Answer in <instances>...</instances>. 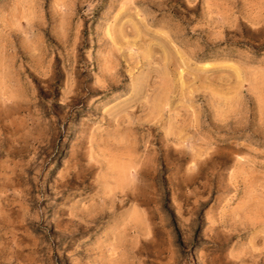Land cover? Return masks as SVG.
<instances>
[{
  "label": "rangeland",
  "instance_id": "1",
  "mask_svg": "<svg viewBox=\"0 0 264 264\" xmlns=\"http://www.w3.org/2000/svg\"><path fill=\"white\" fill-rule=\"evenodd\" d=\"M55 2L0 0V264H264V0Z\"/></svg>",
  "mask_w": 264,
  "mask_h": 264
},
{
  "label": "snow or ice",
  "instance_id": "2",
  "mask_svg": "<svg viewBox=\"0 0 264 264\" xmlns=\"http://www.w3.org/2000/svg\"><path fill=\"white\" fill-rule=\"evenodd\" d=\"M46 7L49 10V30L51 33L53 34H58V27H57V18L55 15V10L58 9L60 12H63L65 14H67L68 12V3L67 0H56L55 4H47ZM95 7L94 4H89V8ZM18 46L23 48L25 47V44L23 42H19ZM45 71H47V69L45 68ZM68 92V94H71V90L67 89L66 90ZM252 111H253V121L255 120V111H256V104L254 101H252Z\"/></svg>",
  "mask_w": 264,
  "mask_h": 264
}]
</instances>
